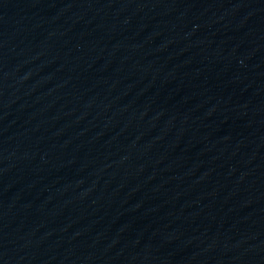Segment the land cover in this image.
I'll return each instance as SVG.
<instances>
[{
    "label": "water",
    "instance_id": "95a60500",
    "mask_svg": "<svg viewBox=\"0 0 264 264\" xmlns=\"http://www.w3.org/2000/svg\"><path fill=\"white\" fill-rule=\"evenodd\" d=\"M0 264H264V0H0Z\"/></svg>",
    "mask_w": 264,
    "mask_h": 264
}]
</instances>
